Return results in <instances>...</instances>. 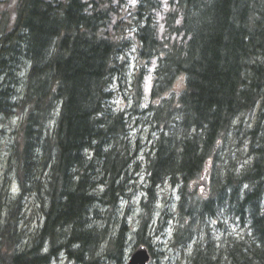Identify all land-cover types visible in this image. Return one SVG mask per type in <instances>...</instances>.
Listing matches in <instances>:
<instances>
[{"label": "trees", "instance_id": "16d2710c", "mask_svg": "<svg viewBox=\"0 0 264 264\" xmlns=\"http://www.w3.org/2000/svg\"><path fill=\"white\" fill-rule=\"evenodd\" d=\"M0 154V264H264V0H18Z\"/></svg>", "mask_w": 264, "mask_h": 264}, {"label": "rangeland", "instance_id": "374dc122", "mask_svg": "<svg viewBox=\"0 0 264 264\" xmlns=\"http://www.w3.org/2000/svg\"><path fill=\"white\" fill-rule=\"evenodd\" d=\"M16 2H17V0H0V20L3 18L2 14L5 13L8 21L10 23L13 22L14 17H15ZM132 64L134 65L133 59H132ZM148 89H149V85H146V92H148ZM17 125H18V121L15 119L7 121V124L4 127V128H6V131H7L6 137H4L3 139L1 138L2 143L11 140V132L14 129H16ZM6 145L7 144L4 143L3 147H5ZM244 159H246V157ZM199 189L201 190V188H199ZM164 191L169 192V193L172 192V191H170V188H165ZM19 193H20L19 187L14 183L1 185L0 186V204L6 203L7 201H9V199H12V197L13 198L17 197L19 195ZM165 195H168V193H161L162 198ZM30 205H31V202L29 199H23V204L21 206L22 207L26 206V211H28V208L30 207ZM29 209L31 210V207ZM21 213L23 215H25V211L23 209H22ZM4 215L6 216L8 214L4 213ZM18 217H19V213H18ZM16 219L18 220V218H16ZM23 219H24V217H23ZM23 219H20L19 222L22 221ZM34 219H35V216H33V220ZM34 225L35 224H31L29 228L27 226H24L25 227L24 230L27 231L26 234H29L30 232H32ZM57 264H67V263L64 261H60Z\"/></svg>", "mask_w": 264, "mask_h": 264}, {"label": "water", "instance_id": "95a60500", "mask_svg": "<svg viewBox=\"0 0 264 264\" xmlns=\"http://www.w3.org/2000/svg\"><path fill=\"white\" fill-rule=\"evenodd\" d=\"M206 183H207L206 179L204 178L201 181V186L203 187V191L206 190ZM148 261H149V256L147 254V251L145 250V248L140 247L133 252L127 264H147Z\"/></svg>", "mask_w": 264, "mask_h": 264}]
</instances>
